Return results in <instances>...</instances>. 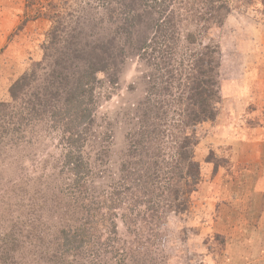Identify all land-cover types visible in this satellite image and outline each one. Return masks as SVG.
I'll return each instance as SVG.
<instances>
[{"label": "rangeland", "instance_id": "rangeland-1", "mask_svg": "<svg viewBox=\"0 0 264 264\" xmlns=\"http://www.w3.org/2000/svg\"><path fill=\"white\" fill-rule=\"evenodd\" d=\"M229 1L224 26L209 28L185 18L188 13L176 4L174 14L151 10L144 20L163 26L146 32L145 48L138 45L141 49L127 58L120 80L110 83L106 74H98L95 115L76 165L86 176L81 182L88 199L73 188L74 166L65 157L71 135L63 126L44 121L28 128L23 140L5 139L0 264H264V0ZM63 2L58 33L68 40L84 30L92 43L106 41L118 26L137 24L129 19L113 25L107 1ZM0 5V101H8L10 80L37 63L45 66L53 20L33 18L37 8L25 0H0ZM129 12L138 15V7ZM167 27L174 33L169 41L163 36ZM188 31L197 33L195 44ZM202 43L220 49L219 115L199 134L212 142L218 166L205 162L206 144L198 147L205 183L185 204L178 197L176 210H169L160 195L150 200L141 190L145 155L168 151L171 126L170 120L161 121L162 132L153 130L146 113L159 98L170 100L168 92L182 94L184 69L177 62ZM165 52L168 65L162 66ZM148 136L154 152L138 146ZM150 176L155 177L152 169ZM94 221L92 237L82 245L76 232Z\"/></svg>", "mask_w": 264, "mask_h": 264}, {"label": "trees", "instance_id": "trees-1", "mask_svg": "<svg viewBox=\"0 0 264 264\" xmlns=\"http://www.w3.org/2000/svg\"><path fill=\"white\" fill-rule=\"evenodd\" d=\"M61 1L63 2L25 0L27 7L37 8V14L33 18L45 16L53 20L49 32L51 45L46 48L43 62L45 66L41 67L42 63H37L32 71L23 70L19 76L8 82L7 93L10 100L0 101V145L7 138L13 141L25 139L24 133L36 123L47 121L54 128L63 126L71 135L67 137L65 157L68 163L74 166L76 181L73 188L75 187L86 200L88 197L83 190L85 185L81 182L86 176H82L83 170L76 169V165L78 156L81 160L84 152V143L81 139L84 138L85 141V136L90 133L89 126L92 125L95 115L97 89L100 83L98 74L104 73L110 83H117L127 58L136 54L138 51L136 48H145L149 40L146 32L161 29L163 24L160 22L144 20L145 14L152 11L170 13L172 9L174 14L176 4L180 11L188 13L185 18L190 17L192 23L200 24L201 27L207 25L209 28L211 25L224 26L225 19L231 14V5L229 0H103L111 5L109 10L114 13V17L111 16L113 25L118 26L125 20L130 21L129 19L137 21V24L131 23L128 27L118 26L115 34L109 35L107 42L101 40L92 43L84 30L73 34L69 40L67 37H60L58 30L65 19L64 13L61 12ZM67 3L68 1L65 5ZM135 7H138V15L129 12ZM68 14L72 16L73 12ZM24 24L26 23L19 24L17 29H22ZM188 33V41L195 44L197 33L194 31ZM163 36L169 41L173 39L174 33L167 27ZM120 40L123 41L122 44H119ZM166 45L171 48L169 44ZM165 54L166 52L162 58ZM9 61L4 58L3 63L7 65ZM166 65L168 62L165 57L162 66ZM219 65V47L214 44H199L197 49L189 51L183 60L177 62V66L181 70L184 69L181 76V79H185L182 94L177 96L173 92H168L170 100L159 98L157 106H154L149 114L146 113L147 125L153 126V130L162 132L159 128L161 121L170 120L171 126L167 130L168 151L159 149L158 153L145 155L147 164L145 168L143 167V175H146V178L141 190L144 195L150 197V200L155 193L157 197L160 195L158 198L165 201V206L169 210H176L178 197L183 198L180 205L185 204L187 196L191 198L197 193L199 186L205 183L202 178L203 161L201 157L196 158L200 153L198 147L201 149L203 144H206L205 162H213L218 166L219 158L212 142L201 139L199 134L204 127L215 122L219 115L217 110V105L221 102L218 86ZM165 88L169 91V87L164 86V90ZM156 94L163 95V92L158 90ZM147 134L145 132V135ZM162 139L160 136L155 137L157 143ZM138 146L142 150L154 152L153 142L149 136ZM151 169L154 170V178L150 176ZM158 169L159 174L156 172ZM86 171L89 173L88 168ZM90 208L92 207L86 206L85 209ZM97 222L99 223V220ZM94 227L95 221L85 222L77 230L82 245L90 241Z\"/></svg>", "mask_w": 264, "mask_h": 264}, {"label": "crops", "instance_id": "crops-1", "mask_svg": "<svg viewBox=\"0 0 264 264\" xmlns=\"http://www.w3.org/2000/svg\"><path fill=\"white\" fill-rule=\"evenodd\" d=\"M1 6V5H0ZM3 7V6H2ZM4 8V10H6V7H3ZM0 11H1V8H0ZM6 31H8V29H6Z\"/></svg>", "mask_w": 264, "mask_h": 264}]
</instances>
